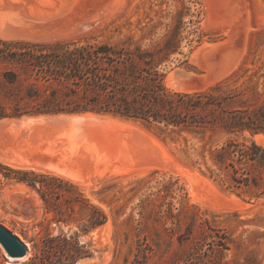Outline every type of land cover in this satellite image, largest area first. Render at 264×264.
Instances as JSON below:
<instances>
[{"label": "rangeland", "instance_id": "1", "mask_svg": "<svg viewBox=\"0 0 264 264\" xmlns=\"http://www.w3.org/2000/svg\"><path fill=\"white\" fill-rule=\"evenodd\" d=\"M174 14V0H0V37L113 42L132 34L147 37V45L149 37L160 40L166 35ZM199 20L200 40H184L182 53L171 63L168 85L180 91L203 90L244 74L237 85H254L264 95V0H201ZM231 48L242 56L235 67L224 70L221 61ZM84 113L89 112L79 114ZM62 114L29 116L39 118L33 123L22 119L25 116L0 118L1 162L62 177L84 196L70 204L75 189L64 185L59 209L68 221L57 222L36 189L0 176V224L30 248L24 259H17L0 244V264L36 263L33 239L49 232L78 237L87 252L76 264H130L139 252L140 232L153 248L142 264H189L199 254L202 264H246L248 258L253 264L264 262V195L226 189L206 173V165L195 161V149L204 143L209 149L225 134L202 139L111 114L94 113L79 121ZM255 139L264 144V133ZM59 168L73 171L75 178L56 173ZM169 202L178 215L164 224L156 218ZM93 204L108 216L95 229L88 221ZM192 216L195 235H183L180 243L177 236ZM209 227L230 235L231 248L223 255L208 244L194 253L193 240Z\"/></svg>", "mask_w": 264, "mask_h": 264}, {"label": "trees", "instance_id": "2", "mask_svg": "<svg viewBox=\"0 0 264 264\" xmlns=\"http://www.w3.org/2000/svg\"><path fill=\"white\" fill-rule=\"evenodd\" d=\"M174 2L172 26L160 40L149 37L147 45V37L132 34L113 42L0 37V118L94 112L154 123L177 134L190 132L202 139L223 133L221 143L209 149L204 143L195 149V161L206 165V173L226 189L263 196L264 144L255 135L264 133V95L254 85H237L244 74L203 90L180 91L168 85L171 63L182 53L184 40L189 44L200 40L201 0ZM145 27L137 26L141 31ZM0 176L26 182L36 189L57 222L68 221L59 209L65 196L64 185L75 189L70 204L84 199L77 186L50 173L14 168L0 161ZM91 206L89 228L95 229L104 225L108 216L98 205ZM173 207L172 202L166 209L160 207L156 219L164 224L174 222L178 214ZM184 209L182 206L179 212ZM191 219L194 221L177 236L180 243L185 240L183 235H195L196 218ZM209 228L193 240L194 253L208 244L223 255L231 248L230 235L224 229ZM141 233L137 234L139 252L130 264H142L148 249L153 250L147 235ZM33 240L38 249L32 258L34 264H76L87 252L76 235L49 232ZM196 260L202 264L204 259L201 254L194 255L189 264ZM246 264H253V260L248 258Z\"/></svg>", "mask_w": 264, "mask_h": 264}, {"label": "water", "instance_id": "3", "mask_svg": "<svg viewBox=\"0 0 264 264\" xmlns=\"http://www.w3.org/2000/svg\"><path fill=\"white\" fill-rule=\"evenodd\" d=\"M242 54L238 50L230 49L222 59V67L229 70L240 61ZM0 244L4 247L9 256L17 259L26 257L29 254V246L22 241L15 233L0 224Z\"/></svg>", "mask_w": 264, "mask_h": 264}, {"label": "bare ground", "instance_id": "4", "mask_svg": "<svg viewBox=\"0 0 264 264\" xmlns=\"http://www.w3.org/2000/svg\"><path fill=\"white\" fill-rule=\"evenodd\" d=\"M1 27V26H0ZM2 29V28H1ZM1 33V32H0ZM1 36H3V34L1 33ZM230 45V44H229ZM227 46V45H226ZM225 46V47H226ZM237 48V47H236ZM239 48V47H238ZM222 49V48H221ZM226 49V48H225ZM232 49V48H231ZM242 63V62H241ZM240 63V64H241ZM240 66V65H239ZM239 68V67H238ZM231 76V75H230ZM58 116V115H57ZM59 116H61V118H62V116H68V117H70L71 119H73V120H77V121H79L78 119H83L84 117H87V116H94V113H84V114H73V115H59ZM58 116V117H59ZM107 116V115H106ZM40 117H43V116H40ZM108 117V116H107ZM60 118V117H59ZM60 118V119H61ZM65 118H67V117H65ZM95 118V117H94ZM22 119H27V120H30V122L32 121V123L34 122V121H36L37 119H39V118H37V117H29V116H25V117H23ZM59 119V121H61ZM8 120V119H7ZM120 120V119H119ZM64 121V120H63ZM115 121V120H114ZM116 121H117V119H116ZM115 121V122H116ZM121 121V120H120ZM65 122V121H64ZM108 122H110V121H108ZM117 123H118V121H117ZM51 124V123H50ZM120 124H121V122H120ZM130 124V123H129ZM16 125V124H15ZM125 125H127L126 123H125ZM142 131V130H141ZM259 137V136H258ZM5 138V137H4ZM153 142V141H152ZM56 144V143H55ZM43 146V145H42ZM15 150V149H14ZM10 155V154H9ZM66 157V156H65ZM69 157V156H68ZM15 161V160H14ZM56 166V165H55ZM74 166V165H73ZM54 168V167H53ZM56 168V167H55ZM58 168V167H57ZM60 169V168H59ZM51 170H52V167H51ZM53 171V170H52ZM55 171H56V169H55ZM56 173H58V174H61V175H63V176H66V177H72V178H75V176H76V174L73 172V171H70V170H67V169H65V168H62V169H60V170H58V171H56ZM21 259H24V258H21Z\"/></svg>", "mask_w": 264, "mask_h": 264}]
</instances>
